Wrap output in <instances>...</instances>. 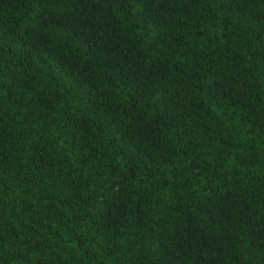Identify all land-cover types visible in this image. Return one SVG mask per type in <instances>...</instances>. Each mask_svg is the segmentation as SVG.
Masks as SVG:
<instances>
[{"label":"trees","instance_id":"obj_1","mask_svg":"<svg viewBox=\"0 0 264 264\" xmlns=\"http://www.w3.org/2000/svg\"><path fill=\"white\" fill-rule=\"evenodd\" d=\"M0 264H264V0H0Z\"/></svg>","mask_w":264,"mask_h":264}]
</instances>
